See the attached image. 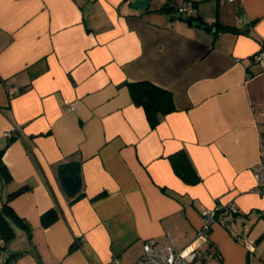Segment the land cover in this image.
Masks as SVG:
<instances>
[{
  "label": "crops",
  "instance_id": "obj_1",
  "mask_svg": "<svg viewBox=\"0 0 264 264\" xmlns=\"http://www.w3.org/2000/svg\"><path fill=\"white\" fill-rule=\"evenodd\" d=\"M131 1L0 0V208L27 225L0 238L4 264H128L146 240L169 237L179 250L203 208L229 202L238 212L216 214L205 264H264V194L251 171L264 134V65L253 59L264 0H193L192 19L215 33L159 9L173 0L145 11ZM139 81L172 94L174 110L154 127L131 96ZM181 149L195 184L169 160ZM71 160L82 186L69 197L57 167Z\"/></svg>",
  "mask_w": 264,
  "mask_h": 264
},
{
  "label": "built area",
  "instance_id": "obj_2",
  "mask_svg": "<svg viewBox=\"0 0 264 264\" xmlns=\"http://www.w3.org/2000/svg\"><path fill=\"white\" fill-rule=\"evenodd\" d=\"M234 1V0H227ZM173 13L175 15H183L192 18L195 14V4L193 0H174ZM253 59L264 65V49L254 54ZM16 87H7V93L11 96ZM67 109L71 112L75 111L74 104H69ZM264 118V110L259 112ZM12 136L11 132L6 133ZM254 178L253 192L264 194V134H259L258 138V160L251 167ZM225 210L230 213H237L238 208L233 202L227 204H217L214 207H205L201 210V226L197 236L193 242L185 247L176 250L173 246L172 238L164 245H158L153 239H148L143 243V254L133 262L128 264H205L206 261L213 258V253L209 248H202L210 240V229L215 220L216 214ZM244 246L249 252L255 250V241L250 237H245ZM115 261V260H113ZM1 264H4L0 256Z\"/></svg>",
  "mask_w": 264,
  "mask_h": 264
},
{
  "label": "trees",
  "instance_id": "obj_3",
  "mask_svg": "<svg viewBox=\"0 0 264 264\" xmlns=\"http://www.w3.org/2000/svg\"><path fill=\"white\" fill-rule=\"evenodd\" d=\"M173 5L174 0L167 1L159 9L161 11L171 13V17H175L176 15L173 13ZM192 18L195 19L196 17L192 16ZM220 29L224 32H243V30L239 28L224 25H220ZM130 92L133 101L144 108L147 119L153 127L159 122L160 118L163 115L174 110L171 92L149 81H139L131 83ZM169 160L171 161L175 173L183 181L190 184H195L200 180L185 150L181 149L169 155ZM21 190L22 188L16 190L12 193V195ZM56 217L57 213L53 208L42 213L41 221L43 226H46L49 223L53 222ZM15 224L21 225L22 227H27L26 223L15 214L12 207L8 203H4L0 208V238L3 240V242H7L15 235ZM73 247L74 244L70 246V249H72ZM215 257L216 254L213 253V258L215 259Z\"/></svg>",
  "mask_w": 264,
  "mask_h": 264
},
{
  "label": "water",
  "instance_id": "obj_4",
  "mask_svg": "<svg viewBox=\"0 0 264 264\" xmlns=\"http://www.w3.org/2000/svg\"><path fill=\"white\" fill-rule=\"evenodd\" d=\"M151 1L152 0H132L130 2V7L145 11L148 9L149 3ZM177 18L188 24H193L206 32H216L215 27L201 24L197 21H194L190 17L177 15ZM57 176L59 183L67 196L72 197L80 191L82 186V178L78 161L71 160L59 164L57 167Z\"/></svg>",
  "mask_w": 264,
  "mask_h": 264
},
{
  "label": "rangeland",
  "instance_id": "obj_5",
  "mask_svg": "<svg viewBox=\"0 0 264 264\" xmlns=\"http://www.w3.org/2000/svg\"><path fill=\"white\" fill-rule=\"evenodd\" d=\"M156 2V0H153V3Z\"/></svg>",
  "mask_w": 264,
  "mask_h": 264
}]
</instances>
